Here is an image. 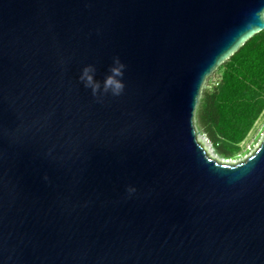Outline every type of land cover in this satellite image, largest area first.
Wrapping results in <instances>:
<instances>
[{
	"label": "water",
	"instance_id": "95a60500",
	"mask_svg": "<svg viewBox=\"0 0 264 264\" xmlns=\"http://www.w3.org/2000/svg\"><path fill=\"white\" fill-rule=\"evenodd\" d=\"M263 29L264 0H0V264H264V136L231 161L195 125Z\"/></svg>",
	"mask_w": 264,
	"mask_h": 264
},
{
	"label": "trees",
	"instance_id": "16d2710c",
	"mask_svg": "<svg viewBox=\"0 0 264 264\" xmlns=\"http://www.w3.org/2000/svg\"><path fill=\"white\" fill-rule=\"evenodd\" d=\"M220 79L202 89L195 125L224 159L242 154V142L264 112V29L216 69Z\"/></svg>",
	"mask_w": 264,
	"mask_h": 264
},
{
	"label": "clouds",
	"instance_id": "9594fccd",
	"mask_svg": "<svg viewBox=\"0 0 264 264\" xmlns=\"http://www.w3.org/2000/svg\"><path fill=\"white\" fill-rule=\"evenodd\" d=\"M126 67V64L121 61L119 56H114L112 58V64L108 69V74L101 83V81L95 78L97 72L96 66L94 64H87L81 70L79 81L86 89L91 90V95L98 103H102L108 95L119 97L124 93L125 83L123 78ZM44 179L48 180V177L45 175ZM126 191L131 196L136 192V188L134 186H128Z\"/></svg>",
	"mask_w": 264,
	"mask_h": 264
},
{
	"label": "rangeland",
	"instance_id": "374dc122",
	"mask_svg": "<svg viewBox=\"0 0 264 264\" xmlns=\"http://www.w3.org/2000/svg\"><path fill=\"white\" fill-rule=\"evenodd\" d=\"M220 71L215 70L205 81L203 89L210 90L211 87L220 79ZM198 138L204 141V145L209 151V153L216 158L224 159L219 156L216 151L214 150L211 142L208 140L206 135L199 129ZM264 136V112L262 113L261 117L255 123L252 130L249 132L245 140L242 142V154L238 155L237 157L230 159L231 161H240L246 158L261 142Z\"/></svg>",
	"mask_w": 264,
	"mask_h": 264
}]
</instances>
